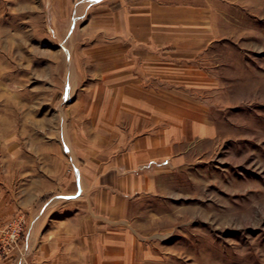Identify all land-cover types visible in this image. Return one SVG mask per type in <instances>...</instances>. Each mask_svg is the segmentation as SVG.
<instances>
[{"label": "rangeland", "instance_id": "rangeland-1", "mask_svg": "<svg viewBox=\"0 0 264 264\" xmlns=\"http://www.w3.org/2000/svg\"><path fill=\"white\" fill-rule=\"evenodd\" d=\"M188 2L209 8V29L186 22L178 33L165 25L148 36L181 63L169 70L148 62L141 76L148 96L187 100L212 128L179 146L175 162L157 166L152 192L132 205V226L149 264H264V0ZM53 14L43 0H0V139L41 161L54 153L58 113L67 109L86 167L98 118L92 94L108 88L100 65L128 56L91 50V21ZM76 42L84 49H72ZM66 172L73 182L68 163Z\"/></svg>", "mask_w": 264, "mask_h": 264}, {"label": "crops", "instance_id": "crops-1", "mask_svg": "<svg viewBox=\"0 0 264 264\" xmlns=\"http://www.w3.org/2000/svg\"><path fill=\"white\" fill-rule=\"evenodd\" d=\"M188 1L43 0L54 18L91 21L96 37L91 50L122 51L128 57H108L100 65L99 78L106 79L108 88L99 96L93 86L91 99L97 98V106L92 102L91 115L98 118L92 123L96 132L91 133L86 167L76 137L72 139L77 134L71 132L67 109L58 113L54 153L41 161L20 155L19 147L8 149L0 139V229L20 215L26 219L20 248L0 264H20L22 256L36 264L152 262L134 232L132 205L152 192L158 165L175 162L179 146H186L196 131L205 135L212 128L204 112L197 117L187 100L164 98L156 91L148 96L141 76L148 62L169 70L181 63L178 56L164 57L168 54L161 44H148V36L162 34L165 25V33H178L179 24L186 22L187 28L197 23L198 29H209V8L184 5ZM80 46L76 42L71 48L84 49ZM166 81L178 83L173 77ZM67 163L73 182L67 177Z\"/></svg>", "mask_w": 264, "mask_h": 264}, {"label": "built area", "instance_id": "built-area-1", "mask_svg": "<svg viewBox=\"0 0 264 264\" xmlns=\"http://www.w3.org/2000/svg\"><path fill=\"white\" fill-rule=\"evenodd\" d=\"M26 229V219L23 215L15 217L8 223L0 235V259L7 258L14 251L19 249ZM20 264H36L28 261L24 256L20 259Z\"/></svg>", "mask_w": 264, "mask_h": 264}, {"label": "bare ground", "instance_id": "bare-ground-1", "mask_svg": "<svg viewBox=\"0 0 264 264\" xmlns=\"http://www.w3.org/2000/svg\"><path fill=\"white\" fill-rule=\"evenodd\" d=\"M71 148V147H70ZM71 150V149H70ZM72 153V152H71Z\"/></svg>", "mask_w": 264, "mask_h": 264}]
</instances>
